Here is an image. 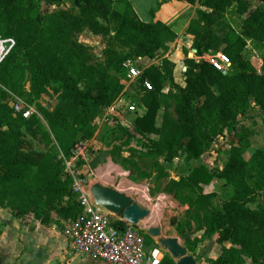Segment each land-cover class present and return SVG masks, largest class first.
<instances>
[{
  "label": "trees",
  "instance_id": "1",
  "mask_svg": "<svg viewBox=\"0 0 264 264\" xmlns=\"http://www.w3.org/2000/svg\"><path fill=\"white\" fill-rule=\"evenodd\" d=\"M182 1L198 5L186 30L193 37L195 56L221 52L230 60L231 71H217L188 54L185 86L175 82V63L168 59L144 70L142 79L152 89L134 91L133 99L126 96L145 107L132 129L147 138L150 152L167 163L198 162L223 134L234 133L242 142L239 119L253 108L264 118V56L247 60L244 55L249 42L264 44V0ZM63 5L65 0H0V37L15 41L0 64V209H9L17 219L32 218L57 228L81 213L71 181L61 178L58 155L69 157L78 142L93 137V122L124 90L126 60L163 56L178 38L163 22L140 20L129 0H72L78 14ZM53 7L57 9L49 10ZM232 7L243 18L241 32L230 29L221 35L215 27ZM86 31L106 40L99 63L80 41ZM24 75L30 80L29 103L52 90L72 108L69 118L59 108H41L52 126L63 128L61 133L52 130L57 145L48 134L42 135L45 153L21 147V136L38 133L40 120L35 115L25 119L9 106L10 93L24 92ZM243 153V145H234L219 171L200 163L174 182L176 191L188 192L187 200L201 216L205 238L216 237L220 246V255L207 264H243L244 257L264 264V206L257 204L264 192V146L249 159ZM214 182L232 192L220 207L213 206L215 191H208ZM141 233L148 248L157 246L144 230ZM225 242L231 246H224ZM190 243L186 248L192 252ZM161 264L177 263L165 253Z\"/></svg>",
  "mask_w": 264,
  "mask_h": 264
},
{
  "label": "rangeland",
  "instance_id": "2",
  "mask_svg": "<svg viewBox=\"0 0 264 264\" xmlns=\"http://www.w3.org/2000/svg\"><path fill=\"white\" fill-rule=\"evenodd\" d=\"M67 8L75 14H78V9L73 7L72 0H65ZM198 8V5H193ZM57 9V7L49 10ZM194 12V10L192 11ZM196 13V12H195ZM196 17V14H195ZM243 18L235 12V8H230L225 19L215 29L221 35L226 34L230 29L241 32ZM80 41L87 45L94 56V62L99 63L102 60L103 52L106 47V40L94 35L88 31L80 35ZM175 53V48L171 49ZM187 49H183V55L187 54ZM245 58L250 60L252 58L261 59L264 56V44L248 43L244 51ZM160 57V56H158ZM175 59V57H173ZM2 63V62H1ZM150 60H143L142 66H151ZM181 65V63H180ZM182 66V65H181ZM184 67V66H183ZM22 88L24 92L21 96H12L10 93V102L16 100L22 101L28 107L34 110V114L41 122V129L36 134H26L21 136L23 143L21 147L32 148L37 151L45 153L47 151V143L42 135L48 134L50 139L57 145V140L52 130L59 133L63 128L55 125L52 126L49 116L44 113L41 108L53 111L59 108L64 117L69 118L72 114V108L69 107L66 100L52 90L43 94L40 98L35 99L32 103L26 98V94L30 91V80L27 75L22 76ZM174 80L177 84H183L184 73L175 76ZM21 83L19 84L21 86ZM19 88V86H17ZM137 91L135 87L127 92L128 95ZM130 97L136 98L134 95ZM131 101L130 98H127ZM161 118V114H159ZM239 134L244 136L242 142L239 143V136L234 133L223 134L218 136L209 151L203 155L198 162L185 163L182 160L176 159L172 163H167L164 158L156 156L150 152L148 146L149 140L139 134L134 129L124 130L119 125L115 124L110 119H104L102 115L97 117L93 122V137L90 140L84 141L88 148L95 152L106 151L109 153L108 159L98 166L91 177V186L100 183L107 187L115 188L119 191L126 192L133 200L150 211L148 218L140 221V229L145 233L149 227L156 226L161 230L164 238L168 236H177L181 239L180 243L184 245L186 237L190 233L202 234L201 240L195 237L194 242L198 247L199 244H204L206 241L203 235V225L201 216L197 215L187 200V191H176L174 189V182L180 181L189 175L191 169L196 165L203 163L211 171H219L225 165L232 146L243 145L244 157L249 159L256 148L264 146V118L259 112L253 108L247 117H240L239 119ZM5 127H3L4 129ZM54 128V129H53ZM81 142V141H80ZM59 156L57 160H59ZM113 163L118 166L120 170L115 172V178L111 181L110 178H105V172L101 167L105 164ZM98 175L97 176V173ZM125 185V186H124ZM126 185H133L127 187ZM211 188V189H210ZM208 191H215L213 199V206L220 207L222 202L231 195V188L221 182H214ZM149 197V198H148ZM153 202V203H151ZM264 206V192L259 197L258 203ZM257 204H252L255 208ZM151 205V207H150ZM157 205V206H156ZM159 205V206H158ZM153 206H155L153 208ZM157 209V210H155ZM159 210V211H158ZM48 227V226H46ZM48 232L42 230L35 236L24 237L21 236V241L16 239V231L9 228L10 240H14L11 250V256L20 255V246L30 245L29 253L21 264H52L60 262L62 264H106L102 261L94 260L88 256L78 255L72 257L66 253L64 246V235L60 228L54 229L53 226ZM42 229L46 230L44 227ZM45 237L48 248L46 250H39L37 242L43 240ZM35 238V239H34ZM217 246V247H216ZM216 249L220 252V246L215 243L205 245L203 250L206 251L207 257H213ZM197 256V255H196ZM200 260V256H197ZM210 260H208L209 262ZM207 262V263H208ZM243 264H255L249 258L244 257Z\"/></svg>",
  "mask_w": 264,
  "mask_h": 264
},
{
  "label": "built area",
  "instance_id": "3",
  "mask_svg": "<svg viewBox=\"0 0 264 264\" xmlns=\"http://www.w3.org/2000/svg\"><path fill=\"white\" fill-rule=\"evenodd\" d=\"M15 47L13 39L0 37V64ZM192 58L203 60L213 66L217 71L229 73L231 71L230 60L223 53H207L201 57ZM172 53H166L162 57L154 59L140 58L126 60L123 63L125 70L124 90L121 96L104 110V119H110L115 124L127 129H132L133 120L142 116L145 107L132 103L127 99V92L135 87L137 91L144 93L151 90L148 80H143V60H150L152 65H158L164 59L175 63ZM176 64V63H175ZM150 67V66H149ZM14 111L23 118H30L35 112L20 100L14 102ZM99 152L88 148L84 141L78 142L71 150L69 157L60 153L63 171L61 178L71 181V191L81 209V213L75 217L63 221L61 230L68 241L70 251L75 255L88 256L107 264H161L166 253L158 244L148 248L141 229L129 224L122 216H116L106 209L96 205L91 194V177L94 172L90 169V162ZM122 223L123 225H119Z\"/></svg>",
  "mask_w": 264,
  "mask_h": 264
},
{
  "label": "crops",
  "instance_id": "4",
  "mask_svg": "<svg viewBox=\"0 0 264 264\" xmlns=\"http://www.w3.org/2000/svg\"><path fill=\"white\" fill-rule=\"evenodd\" d=\"M129 2L131 3L135 13L137 14L140 20L146 23H152V21L158 20L172 27V29L178 35L176 41L169 45L170 48L167 53H172L173 51L171 49L175 48V53L173 54L174 55L173 57H175L174 61L176 63L174 70L175 76L177 75V73L183 75V73H185L186 70L184 66L185 55H183V49H187L188 51L187 54L189 57L195 51L192 48L193 37L191 35H188L186 33V30L188 28L190 21L193 18H195V14H196L195 12L197 10V7L182 0H163L161 4H159V0H129ZM193 10L194 12H192ZM152 12H154L153 15ZM180 63L182 66L180 65ZM180 85L185 86V76H184L183 84ZM10 227L14 231H16L15 234H16V239L18 241L19 240L21 241L22 235L27 238L30 237V235L35 236L36 238L38 237L36 234H38L41 230L43 232L46 231L48 232V230L52 229V227L48 228L45 225L41 224L39 221H36L32 218H30V220L17 219L9 209L1 208L0 209V264H21L24 262L30 250L29 244H27L26 246L21 245L19 248V250L21 251L20 255L14 257L11 256V250H12L11 246L13 245L14 240L11 241L9 237ZM42 227H44L46 230L42 229ZM138 227H140V225H138ZM53 228L56 229L57 227L53 226ZM200 235L202 234H195V233L188 234L184 242V246L186 247V242L190 241L191 243L189 247L192 248L193 251L191 252L187 248L188 254L195 259L196 264H207L208 260L216 259L220 255V252L216 249V253L213 257H207L206 251H204L203 248L205 245L209 246L212 243L218 245L216 242V237H214L213 239H206L204 244L203 243L199 244L198 247H196L197 245L195 244L194 239L195 237H198L199 240H201ZM168 238H177L179 242L181 241V239L177 236H168ZM64 242L65 243L63 249H65L66 253H68L72 257H78V255H75L70 251L68 241L65 237H64ZM224 246L230 247L231 244L229 242H225ZM37 248L39 250H46L48 248L45 237H43L42 242L41 240L37 242ZM196 255L200 256V260L197 259ZM175 262L177 263L178 260H175ZM52 264H62V263L55 262Z\"/></svg>",
  "mask_w": 264,
  "mask_h": 264
},
{
  "label": "water",
  "instance_id": "5",
  "mask_svg": "<svg viewBox=\"0 0 264 264\" xmlns=\"http://www.w3.org/2000/svg\"><path fill=\"white\" fill-rule=\"evenodd\" d=\"M191 57L192 55H190ZM9 106L13 109L14 102H10ZM108 157V152H99L90 162V169L94 172L98 166L104 164ZM91 194L96 205L116 216H122L129 224L138 226L140 221L148 218L150 215L148 209L133 200L126 192L119 191L115 188L96 183L91 186ZM146 234L154 239L173 259L178 260L177 264H196L195 259L188 254L187 248L177 238H164L159 227H149Z\"/></svg>",
  "mask_w": 264,
  "mask_h": 264
},
{
  "label": "bare ground",
  "instance_id": "6",
  "mask_svg": "<svg viewBox=\"0 0 264 264\" xmlns=\"http://www.w3.org/2000/svg\"><path fill=\"white\" fill-rule=\"evenodd\" d=\"M101 169H103L104 171H106L105 172V178L107 179V178H110L111 179V181L112 180H114V178H115V172L116 171H118V170H120V168L118 167V166H116V165H114L113 163H108V164H105L103 167H101ZM97 174V176H99L98 175V172L96 173ZM125 186V185H124ZM127 187H131V186H133V185H126ZM149 198V197H148ZM151 203H153V202H151ZM157 206V205H156ZM159 206V205H158ZM150 207H151V205H150ZM155 206H153V208H154ZM155 210H157V209H155ZM159 211V210H158Z\"/></svg>",
  "mask_w": 264,
  "mask_h": 264
}]
</instances>
